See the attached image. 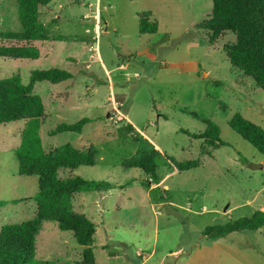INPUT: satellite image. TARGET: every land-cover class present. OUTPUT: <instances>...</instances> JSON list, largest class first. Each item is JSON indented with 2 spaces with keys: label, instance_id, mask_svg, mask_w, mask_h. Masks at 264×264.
<instances>
[{
  "label": "rangeland",
  "instance_id": "rangeland-1",
  "mask_svg": "<svg viewBox=\"0 0 264 264\" xmlns=\"http://www.w3.org/2000/svg\"><path fill=\"white\" fill-rule=\"evenodd\" d=\"M211 9L212 0H52L39 16L50 38L32 42L39 57H0V78L18 73L23 84L34 69L72 74L60 83L38 82L34 92L45 106L43 147L92 146L95 164L73 174L112 184L72 198L74 210L95 224L94 264H264V225L216 240L203 234L264 209V154L229 125L241 113L264 127V91L231 65L224 45L234 34L208 42L203 24ZM142 15L157 23L156 33L139 32ZM19 28L17 0H0V33ZM82 117L91 121L80 133L48 135ZM206 120L226 144L213 148L182 131L202 132ZM127 122L135 131H125ZM24 124H0V227L35 210L37 178L18 173L14 153ZM141 135L171 159L162 158L157 169L162 185L147 186L149 175L122 165L137 154L134 138ZM197 158L199 165L184 171L171 163ZM78 248L71 231L44 222L35 264H82Z\"/></svg>",
  "mask_w": 264,
  "mask_h": 264
},
{
  "label": "trees",
  "instance_id": "trees-1",
  "mask_svg": "<svg viewBox=\"0 0 264 264\" xmlns=\"http://www.w3.org/2000/svg\"><path fill=\"white\" fill-rule=\"evenodd\" d=\"M52 0H17L18 30L3 31L0 38L9 44H0V57L6 59H36L40 55L33 41L49 39L48 32L40 21V11ZM157 23L150 22L148 15L139 18V32L154 34ZM203 28L209 32L208 42H214L220 34L230 32L235 35L233 43L224 45V51L232 66L249 76L264 91V0H212V9ZM55 39H61L58 36ZM72 78L63 68L34 69L29 81L23 84L18 73L0 78V124L24 120L20 133V143L15 148L18 173L37 178V193L33 197L35 210L30 219L17 223H7L0 227V264H35V240L44 222H55L60 230L73 233L76 242L82 246V264H94L92 249L95 224L85 214L74 210L72 198L79 192L106 191L112 184L105 180L85 179L74 175L80 166H93L96 150L92 146L77 147L64 143L45 149L39 130L45 115L42 97L34 92V86L41 81L60 83ZM89 117H82L74 123H60L48 131V135L63 132L80 133L89 123ZM202 132L190 133L195 139H203L213 148L226 144L220 138V130L212 120L204 121ZM230 127L244 140L264 154V127H261L241 113H235L229 120ZM125 131H135L127 122ZM137 154L122 163L124 168H140L149 175V182L157 185L162 177L157 169L161 159L166 158L144 136H136ZM179 171L197 167L200 159L182 163L171 161ZM61 168L69 169L67 177H60ZM18 201H15V203ZM264 225V209L254 211L251 217H241L223 225L208 226L203 234L213 240L238 230H256Z\"/></svg>",
  "mask_w": 264,
  "mask_h": 264
},
{
  "label": "crops",
  "instance_id": "crops-1",
  "mask_svg": "<svg viewBox=\"0 0 264 264\" xmlns=\"http://www.w3.org/2000/svg\"><path fill=\"white\" fill-rule=\"evenodd\" d=\"M136 128H137V127H136ZM137 129H138V128H137ZM139 131H140V130H139ZM141 133H143V132H141ZM143 135H145V134H143ZM150 142H151L152 144H154V146L162 152L161 148H160L157 144H155L152 140H150ZM166 176H167V175H166ZM166 176H165V177H166ZM165 177H164V178H165ZM162 178H163V177H162ZM162 181L164 182V179H161V181L159 182V183H161V184H159V183H158V184H159V185H162V183H163ZM154 185H155V184H154ZM81 206H83V205H81ZM82 248H83V247L79 245V248H78L79 252L82 251Z\"/></svg>",
  "mask_w": 264,
  "mask_h": 264
},
{
  "label": "built area",
  "instance_id": "built-area-1",
  "mask_svg": "<svg viewBox=\"0 0 264 264\" xmlns=\"http://www.w3.org/2000/svg\"><path fill=\"white\" fill-rule=\"evenodd\" d=\"M93 51V50H92Z\"/></svg>",
  "mask_w": 264,
  "mask_h": 264
}]
</instances>
